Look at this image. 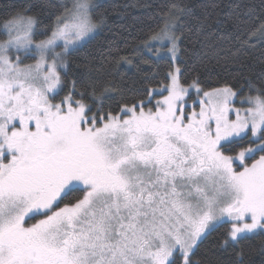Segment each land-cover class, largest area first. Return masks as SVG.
<instances>
[{
    "label": "snow or ice",
    "instance_id": "obj_1",
    "mask_svg": "<svg viewBox=\"0 0 264 264\" xmlns=\"http://www.w3.org/2000/svg\"><path fill=\"white\" fill-rule=\"evenodd\" d=\"M0 264H264V0H0Z\"/></svg>",
    "mask_w": 264,
    "mask_h": 264
},
{
    "label": "trees",
    "instance_id": "obj_2",
    "mask_svg": "<svg viewBox=\"0 0 264 264\" xmlns=\"http://www.w3.org/2000/svg\"><path fill=\"white\" fill-rule=\"evenodd\" d=\"M117 2H118V0H117Z\"/></svg>",
    "mask_w": 264,
    "mask_h": 264
}]
</instances>
